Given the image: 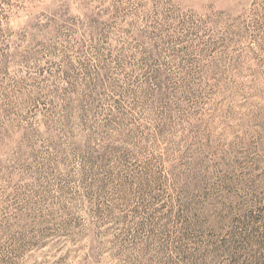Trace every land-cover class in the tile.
Segmentation results:
<instances>
[{
	"label": "rangeland",
	"instance_id": "rangeland-1",
	"mask_svg": "<svg viewBox=\"0 0 264 264\" xmlns=\"http://www.w3.org/2000/svg\"><path fill=\"white\" fill-rule=\"evenodd\" d=\"M0 264H264V0H0Z\"/></svg>",
	"mask_w": 264,
	"mask_h": 264
}]
</instances>
